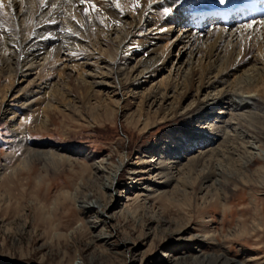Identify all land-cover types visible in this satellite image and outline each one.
I'll return each mask as SVG.
<instances>
[{
    "label": "rangeland",
    "instance_id": "rangeland-1",
    "mask_svg": "<svg viewBox=\"0 0 264 264\" xmlns=\"http://www.w3.org/2000/svg\"><path fill=\"white\" fill-rule=\"evenodd\" d=\"M199 1L188 0L187 15L216 5L204 0L197 6ZM90 3L84 22L70 12L88 48L77 43L66 57L79 70L91 57L108 62L90 39L108 17L107 1ZM0 5L3 39L16 26L6 0ZM208 19L204 23L216 20ZM47 67L28 80H46V88L52 69ZM18 78L15 86H26ZM11 80L0 65V89ZM77 85L73 78L64 80L68 95L61 98L70 102V111L61 107L45 132L34 130L22 110L14 126L0 118V264H187L215 254L236 264H264V105L246 94L229 96L160 119L156 106L147 110L134 98L124 113L99 122L91 116L95 100H81ZM132 112L140 123L149 115L152 124L131 128ZM26 148L34 154H25ZM80 164L90 169L78 177ZM215 194L214 205L209 201ZM240 219L255 231L236 238Z\"/></svg>",
    "mask_w": 264,
    "mask_h": 264
},
{
    "label": "bare ground",
    "instance_id": "bare-ground-1",
    "mask_svg": "<svg viewBox=\"0 0 264 264\" xmlns=\"http://www.w3.org/2000/svg\"><path fill=\"white\" fill-rule=\"evenodd\" d=\"M106 1L108 17L102 29L92 31L90 39L91 46L99 55H105L108 62L94 55L80 63L85 70H79V63L69 64L66 57L72 49H78L77 46L88 48L76 35L70 12L84 22L91 0L85 3L80 0H6V8L13 15L16 27L14 34L0 38V65L12 79L5 90L0 89L1 120L14 126L18 111L22 110L32 117L34 130L45 132L51 117L63 111L61 107L70 111V102L61 98L68 95L62 87L64 80L70 78L79 83L75 89L81 100H95L97 106L91 116L99 122L124 113L129 99L134 98L140 106L146 104L147 110L156 106L160 119L187 115L202 104L208 105L209 100L218 102L229 96H253L251 99L264 105V0H224V3L211 0L216 5L207 9L191 8L189 15L185 10L188 0ZM205 1L200 0L196 5ZM160 10L163 14L158 17ZM207 18L216 20L206 24ZM87 22L92 26L90 20ZM133 58H136L134 65L128 67V61ZM46 66L52 68L48 71L47 90L41 87L46 80L38 84L34 79L28 80L32 74L38 79ZM81 72L86 74L85 78ZM17 76V84L26 81V86H15L13 80ZM8 101L21 109L6 105ZM184 101L187 103L182 107ZM132 113L128 121L131 128L138 130L141 124L139 130L142 131L152 124L149 115L140 123V116L136 119ZM33 149L26 148L25 154H34ZM59 160L66 159L60 157ZM89 169L80 164V171L74 174L79 177ZM214 196L209 203L215 205L219 198L218 194ZM62 197L66 198L64 193ZM241 221L234 237L255 231ZM185 230L180 232V239L186 234ZM213 236L216 237L203 235L205 239ZM167 263L177 264L176 260ZM187 264L236 263L225 254H215L213 257L201 255Z\"/></svg>",
    "mask_w": 264,
    "mask_h": 264
},
{
    "label": "snow or ice",
    "instance_id": "snow-or-ice-1",
    "mask_svg": "<svg viewBox=\"0 0 264 264\" xmlns=\"http://www.w3.org/2000/svg\"><path fill=\"white\" fill-rule=\"evenodd\" d=\"M80 2L85 3L86 0H80ZM220 3H224V0H220ZM0 7H2V5H0ZM93 7L95 8V6H93ZM85 12L87 13V10H85ZM73 19H75V18L73 17ZM248 26L250 27L251 25H248Z\"/></svg>",
    "mask_w": 264,
    "mask_h": 264
}]
</instances>
